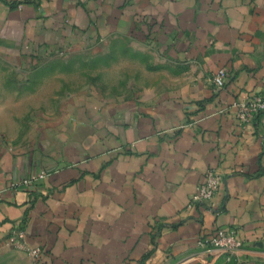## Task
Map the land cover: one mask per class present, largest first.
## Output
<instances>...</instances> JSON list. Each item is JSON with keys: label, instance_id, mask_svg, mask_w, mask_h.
I'll return each mask as SVG.
<instances>
[{"label": "crops", "instance_id": "0c3cea01", "mask_svg": "<svg viewBox=\"0 0 264 264\" xmlns=\"http://www.w3.org/2000/svg\"><path fill=\"white\" fill-rule=\"evenodd\" d=\"M112 49L132 90L52 70ZM257 95L264 0H0V264H264V112L234 106ZM209 169L220 190L190 207ZM219 228L244 241L231 260L199 244Z\"/></svg>", "mask_w": 264, "mask_h": 264}, {"label": "built area", "instance_id": "2783aa9c", "mask_svg": "<svg viewBox=\"0 0 264 264\" xmlns=\"http://www.w3.org/2000/svg\"><path fill=\"white\" fill-rule=\"evenodd\" d=\"M227 77V69L220 68L213 75V83L217 89L225 86V79ZM237 109V117L241 123L246 124L251 122L259 114L264 112V96L257 95L252 99L243 102H236L234 104ZM48 175V172L41 171L37 175L29 176L27 178L16 179L11 182V188H18L20 186L31 187L38 181H41ZM222 175L215 169H209L206 172V178L201 183L196 192L189 201V206L193 207L199 204L209 205L211 207L214 196L219 192L222 183ZM25 232L22 224L17 226L9 234V242L18 249L28 250L34 256H38L41 252L40 248L31 249L25 241ZM199 244L208 250H221L227 255V259L231 260L232 256L244 246V241L237 235L233 228H219L214 233L204 235Z\"/></svg>", "mask_w": 264, "mask_h": 264}, {"label": "rangeland", "instance_id": "374dc122", "mask_svg": "<svg viewBox=\"0 0 264 264\" xmlns=\"http://www.w3.org/2000/svg\"><path fill=\"white\" fill-rule=\"evenodd\" d=\"M132 52L110 50L101 56L93 57L86 54H75L69 58L73 65L66 64L63 58L52 68L53 71L59 70L60 73L70 72V77H74L72 85L76 89L84 86H93L92 89L104 94H111L117 91L132 90L130 83L133 65L131 63L122 64L120 59L131 60ZM49 69L44 67L42 70ZM73 70V72H72ZM71 86V82L68 86ZM67 86V84H66ZM182 264H220L215 262V257L204 256L192 260H185Z\"/></svg>", "mask_w": 264, "mask_h": 264}]
</instances>
